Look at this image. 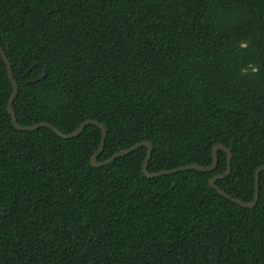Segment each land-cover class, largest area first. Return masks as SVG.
<instances>
[{"label":"trees","instance_id":"trees-1","mask_svg":"<svg viewBox=\"0 0 264 264\" xmlns=\"http://www.w3.org/2000/svg\"><path fill=\"white\" fill-rule=\"evenodd\" d=\"M0 44L21 126L97 121L99 162L147 141L150 173L207 167L222 144L216 185L253 200L264 0H0ZM11 92L0 56V264H264V172L246 209L209 186L222 151L211 172L147 178L145 148L94 168L96 126L18 131Z\"/></svg>","mask_w":264,"mask_h":264},{"label":"water","instance_id":"water-1","mask_svg":"<svg viewBox=\"0 0 264 264\" xmlns=\"http://www.w3.org/2000/svg\"><path fill=\"white\" fill-rule=\"evenodd\" d=\"M0 56L2 58L3 63L5 64L7 76H8L9 82H10L11 87H12V92H11V95H10L8 102H7V111H8V114L10 115L12 125L16 130L21 131V132H31V131H35V130L40 129V128H46V129L52 131L56 136H58L59 138H61L63 140H70V139H73V138L79 136V134L84 130V128L86 126L94 125L100 130L101 135H100V141H99L98 149L90 158V165L94 168H100V167H103V166L111 163L112 161L116 160L117 158L126 156V155L140 149V148H145L146 154H145V158H144L143 163H142L141 171H142V174L147 178H156V177H160V176L171 175V174L185 172V171H189V170H195L198 172H211L217 166L218 152L222 151L226 154V157H227L226 170L222 175L212 177L209 180V186L212 189H214L220 196H222L223 198L227 199L228 201H230V202H232V203H234V204H236L242 208L253 209L256 206L257 201H258V197H259V175L261 172H264V166H260L254 171V196H253V200L251 202L246 203L244 201H241L239 199H235V198L229 196L228 194H226L222 189H220L216 185V181L228 177L230 174V170H231L232 153H231L230 149L226 148L222 144H216L212 148V163L207 167H202V166H199L196 164H189V165H185V166L178 167L175 169L160 171V172H156V173H150V172H148L147 167H148V162L150 160V157H151V154L153 151V146L150 142H147V141L137 143V144H135V145H133L127 149L119 151L118 153L114 154L112 157L108 158L107 160H105L103 162H99L97 160V158L99 157V155L103 151L107 131H106L105 127L102 124L98 123L97 121L90 120V119L85 120L73 132H71L69 134L62 133L58 128H56L55 126H53L49 123H46V122H41V123L33 124L30 126H21L20 124H18L17 119H16V115H15L14 110H13V102L17 96V93H18V85H17V82L15 81V79L13 77V72H12V69L10 67V62L7 59L4 51L2 50L1 44H0ZM38 64L39 63H35L33 66L38 65ZM45 75H46V69H44L43 75L40 78H44ZM37 80L38 79H36L35 81H37Z\"/></svg>","mask_w":264,"mask_h":264}]
</instances>
